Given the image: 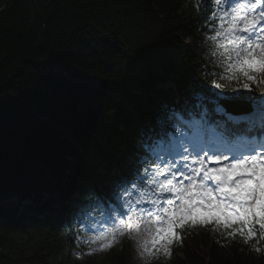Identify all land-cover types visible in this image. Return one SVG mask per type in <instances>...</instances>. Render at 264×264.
<instances>
[{
  "label": "trees",
  "instance_id": "obj_1",
  "mask_svg": "<svg viewBox=\"0 0 264 264\" xmlns=\"http://www.w3.org/2000/svg\"><path fill=\"white\" fill-rule=\"evenodd\" d=\"M212 8L209 0H0V264L82 263L59 243L76 196L92 203L98 179L136 178L144 143L175 130L170 103L199 88L221 93L206 40ZM52 62L67 75H54ZM168 78L179 93L161 85ZM202 114L213 115L208 102ZM14 193L18 211L6 201ZM25 198L49 212L33 228L18 208ZM228 231L189 221L170 255L145 264H264V239ZM51 232L58 244L47 258L33 239L48 243ZM19 233L29 235L15 257ZM91 258L85 264H129L130 253Z\"/></svg>",
  "mask_w": 264,
  "mask_h": 264
},
{
  "label": "snow or ice",
  "instance_id": "obj_2",
  "mask_svg": "<svg viewBox=\"0 0 264 264\" xmlns=\"http://www.w3.org/2000/svg\"><path fill=\"white\" fill-rule=\"evenodd\" d=\"M209 2L214 23L206 40L210 42L209 55L220 69L214 74L221 81L215 83V88L221 89L219 98L246 99L239 93L251 91L252 84L264 94V0ZM231 82L239 87L231 88ZM227 90L238 95L223 96ZM256 103L264 123V95ZM246 148V152L230 156L198 143L181 142L170 153V159L157 157L158 163L144 169L140 177L141 198L135 201L150 204L151 208L135 209L129 202L127 213L114 220L109 232L112 242L116 225H122L121 235L128 230L131 238L133 214L145 216L155 224L156 235L151 241L154 256L160 251L170 255L169 245L179 239L175 229L189 221L201 225L214 221L217 229L222 226L230 230L228 236L239 234L245 242L257 236L264 239V144ZM131 187L137 189L138 185L132 183ZM144 195H149V199L145 200ZM111 246L106 243L103 248ZM254 250L260 251L255 247Z\"/></svg>",
  "mask_w": 264,
  "mask_h": 264
},
{
  "label": "rangeland",
  "instance_id": "obj_3",
  "mask_svg": "<svg viewBox=\"0 0 264 264\" xmlns=\"http://www.w3.org/2000/svg\"><path fill=\"white\" fill-rule=\"evenodd\" d=\"M52 68L51 71L54 75H67L68 71L64 69L62 66H59L52 62ZM95 83L97 81L95 80ZM109 195L117 202L121 203L124 207H127L129 202L132 203V207L136 209L135 207V201L141 198V195L138 191L133 189L132 187H127L125 185H121L116 182H109ZM127 188L128 192H125L124 189ZM129 193L131 194L129 197ZM11 204H15V198H11L8 200ZM30 203V202H28ZM27 204H22L21 210L26 212V217L24 219L26 224H30V217L32 215H38V213H35L33 209L30 207H27ZM84 207L77 206L76 212L77 217L82 218V221L79 222V225H82V227L85 226L84 231V237L85 243V250L89 251L91 253H95L99 256H103V254L110 248H103V245L106 243H112V245H121L122 241L126 237L127 233L124 230V234L121 235L119 232V228L122 226L116 225V236L115 241L112 242L111 235L109 234L110 230L113 228L110 227L109 222H105V217L103 216H97L93 214L90 211H84ZM112 211L117 210L116 207L113 205L111 207ZM120 217V216H119ZM140 220L143 223V225H138L137 228L133 231H131V242L133 245V260L130 262V264H143L149 257V250L152 247L151 241L155 239L156 235V226L155 224H151L148 222L149 218L145 216H141ZM106 223L107 225H104ZM91 227L92 230L89 228ZM138 229V230H137ZM20 242L18 246H13L14 248L13 254L15 256L20 255V248L23 247V244L25 243V235H20ZM147 241L148 243L145 244L144 242ZM29 246V245H26ZM37 247H40V245H37ZM103 248V250H101ZM28 253V251H26ZM12 254V255H13ZM13 255V256H14Z\"/></svg>",
  "mask_w": 264,
  "mask_h": 264
},
{
  "label": "bare ground",
  "instance_id": "obj_4",
  "mask_svg": "<svg viewBox=\"0 0 264 264\" xmlns=\"http://www.w3.org/2000/svg\"><path fill=\"white\" fill-rule=\"evenodd\" d=\"M19 197H20V196H19ZM19 197H18V198H19ZM23 200L25 201V199H23ZM15 202H17V200H16ZM9 204L13 206V209H14L15 211H18V209L16 208L15 204H11L10 202H9ZM18 208L21 209V205L18 206Z\"/></svg>",
  "mask_w": 264,
  "mask_h": 264
}]
</instances>
